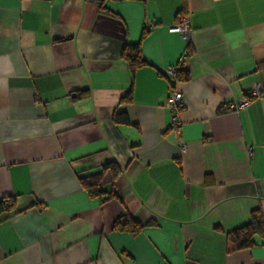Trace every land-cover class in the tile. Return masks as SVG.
Here are the masks:
<instances>
[{"label":"crops","instance_id":"1","mask_svg":"<svg viewBox=\"0 0 264 264\" xmlns=\"http://www.w3.org/2000/svg\"><path fill=\"white\" fill-rule=\"evenodd\" d=\"M262 63L264 0H0V264H264V237L226 240L264 218ZM109 163L91 196L79 177Z\"/></svg>","mask_w":264,"mask_h":264},{"label":"trees","instance_id":"2","mask_svg":"<svg viewBox=\"0 0 264 264\" xmlns=\"http://www.w3.org/2000/svg\"><path fill=\"white\" fill-rule=\"evenodd\" d=\"M143 36L144 33L141 34L140 40ZM189 47L188 45L187 48L190 49ZM120 55L127 61L131 71H134L141 65L147 64L142 57L140 41L135 44H124L120 50ZM262 65H264V63H262ZM176 78L185 80L187 79V74L179 69L176 72ZM79 95L80 93L77 94V96ZM107 168L111 170L112 177L114 178L118 172V168L114 163L104 165L102 170L98 173L79 177L78 180L81 187L91 196H100L102 194L100 190V181ZM14 207L15 201L13 198L0 199V217L12 212ZM141 227L142 225L139 222L128 215L118 217L112 225L113 230L129 232L132 235L137 234L141 230ZM254 236L264 237V218L258 211L252 212L251 220L247 224L226 233V240L229 242L240 241L239 246L246 247L252 244V238Z\"/></svg>","mask_w":264,"mask_h":264},{"label":"built area","instance_id":"3","mask_svg":"<svg viewBox=\"0 0 264 264\" xmlns=\"http://www.w3.org/2000/svg\"><path fill=\"white\" fill-rule=\"evenodd\" d=\"M151 26V23L146 25L147 28ZM170 31L178 32L184 37L189 35V18L185 14H181L176 23L169 28ZM186 67L185 59L183 58L175 67L168 69V72L174 77L177 70L184 69ZM257 96V87H254L245 97L241 98L236 104L231 105V108H240L249 102L250 97ZM184 97L182 93L178 90L172 91L166 98L164 106L170 111V128L179 132L181 121L179 119V114L184 108Z\"/></svg>","mask_w":264,"mask_h":264}]
</instances>
